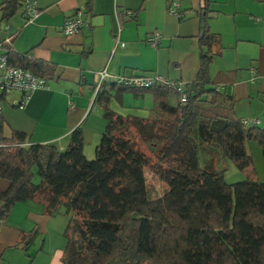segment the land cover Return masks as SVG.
I'll return each mask as SVG.
<instances>
[{
	"label": "trees",
	"instance_id": "obj_1",
	"mask_svg": "<svg viewBox=\"0 0 264 264\" xmlns=\"http://www.w3.org/2000/svg\"><path fill=\"white\" fill-rule=\"evenodd\" d=\"M19 9V0L1 5L4 19ZM199 16L200 66L196 80L185 85L186 102L162 85L137 89L106 82L96 103L107 125L93 160L85 156L80 127L64 150L55 144L26 147L25 134L5 139L0 132V179L9 182L0 193V220L18 203L42 204L47 215L65 205L72 218L61 264H264V183L255 178L229 184L225 169H216L222 159L232 160L240 171L250 169L246 145L257 142L264 155V127H245L235 99L210 78L220 39L208 28V6ZM19 60L10 59L40 76L54 71L45 62ZM115 89L152 93V115L142 119L112 112ZM172 94L177 106L168 103ZM1 122L0 114V130ZM143 147L157 157L156 164ZM147 168L168 186L155 200L148 197ZM35 236V231L24 235L18 247Z\"/></svg>",
	"mask_w": 264,
	"mask_h": 264
},
{
	"label": "crops",
	"instance_id": "obj_2",
	"mask_svg": "<svg viewBox=\"0 0 264 264\" xmlns=\"http://www.w3.org/2000/svg\"><path fill=\"white\" fill-rule=\"evenodd\" d=\"M3 1L0 43L7 35L13 37L10 59L17 64L19 59L45 62L54 68L52 75L43 76L48 87L36 91L24 110L17 106L19 93L6 101L0 112L5 139L20 132L28 138L26 147L55 144L64 150L80 127L84 153L91 158L107 125L96 103L97 74L106 70L113 77L161 75L184 85L195 81L201 53L199 15L206 6L208 28L220 39L210 78L235 99L238 118L259 119L264 125V0H37L40 15L31 24L23 13L24 0L10 19L3 18ZM169 7L184 18L178 20ZM77 10L83 12L86 25L79 34L66 37L63 24ZM126 10L131 17L121 14ZM154 34L161 38L155 47L148 43ZM170 97L168 103L174 106ZM154 106L152 93L115 89L109 108L123 117L148 119ZM8 187L9 182L0 179V193ZM71 218L65 205L47 215L42 204L18 203L0 220V264H61ZM34 231L35 238L18 247L23 236Z\"/></svg>",
	"mask_w": 264,
	"mask_h": 264
},
{
	"label": "built area",
	"instance_id": "obj_3",
	"mask_svg": "<svg viewBox=\"0 0 264 264\" xmlns=\"http://www.w3.org/2000/svg\"><path fill=\"white\" fill-rule=\"evenodd\" d=\"M169 12L175 16L178 20H182L185 16L184 13L179 12L178 9L169 7ZM23 13L26 19V23H33L40 15V10L37 5V0H24L23 1ZM122 15L128 17L132 16V12L126 10L121 12ZM86 25L83 12L77 10L74 14L67 18L62 27V33L66 37H72L81 32ZM9 27H6V31ZM160 35L154 34L148 38V43L153 47L160 43ZM13 37L7 35L0 43V112L6 101L10 99L13 94L19 93L21 100L17 104L18 109L24 110L33 94L48 87V80L40 75L35 74L33 71L14 65L10 61V57L7 52H14ZM124 47V46H122ZM7 48V49H6ZM98 81L96 84V91L105 85L106 82L115 81L118 84L125 85L127 87L145 89L155 85H162L168 90L174 91L180 97L181 103H185L187 100V94L185 91V85L182 82L171 81L161 75H145L143 77H113L106 70L99 72ZM245 127L263 126L259 119L244 120Z\"/></svg>",
	"mask_w": 264,
	"mask_h": 264
},
{
	"label": "rangeland",
	"instance_id": "obj_4",
	"mask_svg": "<svg viewBox=\"0 0 264 264\" xmlns=\"http://www.w3.org/2000/svg\"><path fill=\"white\" fill-rule=\"evenodd\" d=\"M170 96H171L170 103L174 106H177V104L179 103L178 97L174 94ZM246 148L253 160L252 167L247 171H240L235 165V163L229 159H222L219 165L218 166L216 165L217 170L225 169L224 177L227 183L235 184L238 182H242L248 179H255V178L256 179L258 178V180L261 183H264V155L262 148L257 142H249L246 145ZM95 149L96 146H94V150L92 154L93 156L91 158H88L89 160H93L95 158ZM143 149H145V147H143ZM147 154L151 158L152 164H156L158 161L157 157L152 153H150L148 150H147ZM200 156H201V163L204 164V161H206L207 156H205L203 153ZM145 178H146V185H147L149 199L151 200L158 199L167 192L168 190L167 184L163 182L160 179V177L151 170V168H147L145 170ZM39 181L40 179L36 173L34 182L39 183Z\"/></svg>",
	"mask_w": 264,
	"mask_h": 264
}]
</instances>
